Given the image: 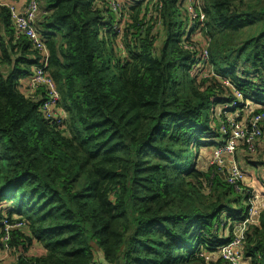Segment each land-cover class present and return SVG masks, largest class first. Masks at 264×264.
Segmentation results:
<instances>
[{
	"label": "trees",
	"instance_id": "obj_1",
	"mask_svg": "<svg viewBox=\"0 0 264 264\" xmlns=\"http://www.w3.org/2000/svg\"><path fill=\"white\" fill-rule=\"evenodd\" d=\"M126 5L121 33L107 0H40L61 125L20 90L40 54L15 40L0 6V223L25 222L11 230L9 264H230L216 254L247 196L201 153L229 140L217 108L233 86L248 120L264 112V0H202V34L191 35L184 0ZM243 250L264 264V209Z\"/></svg>",
	"mask_w": 264,
	"mask_h": 264
},
{
	"label": "built area",
	"instance_id": "obj_2",
	"mask_svg": "<svg viewBox=\"0 0 264 264\" xmlns=\"http://www.w3.org/2000/svg\"><path fill=\"white\" fill-rule=\"evenodd\" d=\"M107 2L110 4V9L117 15L120 22L115 24V28L117 32L122 33L123 23L127 17L124 13V8L127 6L125 0H107ZM0 6L7 7L10 11L15 40L22 37L27 38L34 46V49L40 54L41 60L34 67L31 75L20 81V90H23L28 98L37 101L40 100L39 111L44 115L43 117L45 119L54 125L64 124L68 115L66 110L60 105V91L48 71L50 60L48 40L37 23L40 14V0H26L23 4H18L10 0H0ZM186 6L188 7L190 21L192 22V28L189 34L191 35L193 31L195 34H202L200 25L204 23L206 18L204 12L201 10L202 0H188ZM197 44L196 50L200 58L207 60L209 58L210 45L200 40L197 41ZM189 45L185 43L187 48H194V46ZM197 65L198 67L205 66L202 61ZM41 91H44L45 97H41ZM232 91L236 99L231 100V103L228 101L220 106L221 113L227 118L228 123L229 121L231 122L233 127V133H230V131L228 133L224 128L221 136L229 135L231 140L221 141L219 146L213 148V154L209 156L210 161L208 166H217L220 168L228 184L232 185L237 192H242L247 196V210L244 219L233 224L231 239L218 248L216 255L223 257L230 264H248L249 260L243 250L244 242L250 225L256 223L257 216L259 218L261 211L264 209V197L254 184L251 183V178L252 180L255 178L254 172L245 170L240 165V162L236 158V152L241 144L246 152L251 155H255L258 152L260 144L264 141V112L248 120L245 113L252 108L250 102L248 103L245 99L241 103L244 94L238 88L233 86ZM229 112L231 113L230 116ZM227 160L229 161V165L225 168L224 162ZM250 174L253 175L250 177ZM4 223L7 224V221ZM7 226L13 227L14 225ZM16 226L22 228L23 224L20 222ZM8 234L9 232L3 237L5 251L10 250L7 241Z\"/></svg>",
	"mask_w": 264,
	"mask_h": 264
},
{
	"label": "rangeland",
	"instance_id": "obj_3",
	"mask_svg": "<svg viewBox=\"0 0 264 264\" xmlns=\"http://www.w3.org/2000/svg\"><path fill=\"white\" fill-rule=\"evenodd\" d=\"M182 26V29H183V33L185 32V34H188L190 31H191V28H192V22L189 21V23H187L186 19L185 21H183V23H180ZM251 108V107H249ZM252 109V108H251ZM218 114H222L221 113V109H220V106L217 108V115ZM230 112H229V116H230ZM218 119H219V127L221 128V131L220 133L223 131L224 129V122H222V120L225 118L224 116L220 117L219 118V115L217 116ZM221 124V126H220ZM232 125H229V127L226 129V131L229 133H233L232 131ZM221 142V141H220ZM239 152V153H238ZM203 155V160L204 162L208 165L209 161H210V154H213L212 151H207V150H202V153ZM236 158L237 160H239L240 162H244L245 161V170H248V169H251L253 167L256 168V171H252L254 172V179L252 180L251 178V183L254 184V186L259 190L260 194L263 196V193H262V190L264 188V164L260 165V166H254V165H251L249 164V162H258V163H261V162H264V144H260L259 148H258V152L255 154V155H251L249 154L248 152H246L245 148L243 147V145L241 144L238 149H237V152H236ZM225 163V168L229 165V161L227 160ZM214 167V166H212ZM216 169L217 171H219L220 173H222L223 171L218 168L216 166ZM250 172V173H252ZM251 175L253 174H250V177ZM249 188V187H248ZM264 197V196H263ZM259 221V218L257 216L256 218V222Z\"/></svg>",
	"mask_w": 264,
	"mask_h": 264
},
{
	"label": "bare ground",
	"instance_id": "obj_4",
	"mask_svg": "<svg viewBox=\"0 0 264 264\" xmlns=\"http://www.w3.org/2000/svg\"><path fill=\"white\" fill-rule=\"evenodd\" d=\"M230 83V85L232 84L230 81H229V79L228 78H226V80H225V83L227 84V85H229L228 83ZM244 102V97L242 98V100H241V103H243ZM224 128L225 129H227L228 127H227V125L225 126V124H224ZM224 136H228V139L229 140H231L230 139V137H229V135H224ZM228 140V141H229ZM5 221H7V220H5ZM5 221H3V222H1L0 223V225H2L3 227H4V233H3V237L5 236V235H7V232H9V234H8V244H9V246H10V241H11V239H12V237H11V230L13 229V228H16L17 226H16V224H18V223H22L23 224V226L25 225V222H22V221H20V222H16V223H14V224H10V223H8L7 222V224H5L4 222ZM7 225H14L13 227H9V226H7ZM22 226V227H23ZM2 246H1V250H0V263L1 262H3L4 260H6L7 259V257H8V255H9V252H10V250L9 251H5L4 250V239L2 238V244H1ZM10 248H11V246H10Z\"/></svg>",
	"mask_w": 264,
	"mask_h": 264
},
{
	"label": "crops",
	"instance_id": "obj_5",
	"mask_svg": "<svg viewBox=\"0 0 264 264\" xmlns=\"http://www.w3.org/2000/svg\"><path fill=\"white\" fill-rule=\"evenodd\" d=\"M10 1H12V2H16V3H18V4H23V3H25V1L26 0H10ZM136 1H140V0H125V3L127 4H130V5H132V3L134 4V2H136ZM187 2H188V0H184V5L186 6V4H187ZM42 29V28H41ZM239 153V152H238ZM239 161V160H238ZM240 162V161H239ZM240 165L245 169V161L244 162H240ZM254 167L253 168H251V169H248V171H254ZM263 196H264V194H263ZM229 221V220H228ZM232 229H233V227H232ZM232 229H230L229 228V226L228 227H226L225 229H224V231H223V233H225V235H230V234H232L231 233V231H232ZM1 246V245H0ZM0 250H1V247H0ZM13 258L14 257H12V256H10V257H8L7 259H6V261H4V263L3 264H9V263H11V261L13 260Z\"/></svg>",
	"mask_w": 264,
	"mask_h": 264
},
{
	"label": "water",
	"instance_id": "obj_6",
	"mask_svg": "<svg viewBox=\"0 0 264 264\" xmlns=\"http://www.w3.org/2000/svg\"><path fill=\"white\" fill-rule=\"evenodd\" d=\"M99 256H100V259H101L102 261L105 259L103 253L99 252ZM104 261H105V260H104ZM105 262H106V261H105ZM117 264H125L124 256L121 257V259L117 262Z\"/></svg>",
	"mask_w": 264,
	"mask_h": 264
}]
</instances>
